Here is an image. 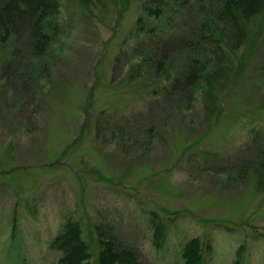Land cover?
Here are the masks:
<instances>
[{"label": "rangeland", "instance_id": "374dc122", "mask_svg": "<svg viewBox=\"0 0 264 264\" xmlns=\"http://www.w3.org/2000/svg\"><path fill=\"white\" fill-rule=\"evenodd\" d=\"M139 13L142 0L121 16L108 3L93 18L62 1L64 31L40 59L27 38L0 51V264H59L52 243L68 219L87 241L111 232L142 264H183L194 238L205 264H264V191L252 169L264 175V34L234 104L206 135L199 109L179 118L126 77L119 52ZM119 124L137 134L123 140Z\"/></svg>", "mask_w": 264, "mask_h": 264}, {"label": "trees", "instance_id": "16d2710c", "mask_svg": "<svg viewBox=\"0 0 264 264\" xmlns=\"http://www.w3.org/2000/svg\"><path fill=\"white\" fill-rule=\"evenodd\" d=\"M62 1L93 18L108 3L116 6L121 16L134 0H123L124 8L118 0H0V51L8 52L12 43L27 38L32 54L40 59L64 31L59 18ZM263 34L264 0H142V13L119 53L128 66L126 77L143 79L138 90L144 98L174 105L179 118L185 117L184 111L199 109L207 135L235 102L233 98L257 56ZM178 60L181 65L176 68ZM2 61L1 66L9 61L8 55ZM131 82H126V90L135 87L129 85ZM121 84L111 86L118 89ZM93 104V97H89L88 107L93 109ZM144 126L149 139L157 136L151 123ZM115 131L123 140L133 132L137 134L134 126L126 124L117 125ZM203 156L208 163L223 164L216 155ZM252 169L257 191L263 192L262 169ZM152 225L156 245L163 247L167 227L157 217ZM93 235L87 241L82 224L68 219L52 243L62 252L59 264H142L132 249L118 245L111 232H99L96 238ZM205 246L198 238L187 241L182 250L183 264H205Z\"/></svg>", "mask_w": 264, "mask_h": 264}]
</instances>
